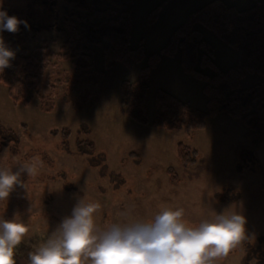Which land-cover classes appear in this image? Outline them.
<instances>
[{
	"label": "rangeland",
	"instance_id": "rangeland-1",
	"mask_svg": "<svg viewBox=\"0 0 264 264\" xmlns=\"http://www.w3.org/2000/svg\"><path fill=\"white\" fill-rule=\"evenodd\" d=\"M86 1L101 11L108 7L105 0ZM209 1L133 0L130 45L136 48L142 41L144 57L132 66L117 62L104 69L102 47L107 43L104 40L102 45L89 48L91 62L84 58L71 61L49 57L40 72L39 86H31L28 91L31 96L28 103L14 104L7 88L0 84V122L12 129L20 142L15 150L2 149L0 169L10 167L16 171L17 162L33 157L43 161L38 175H21L26 189L17 186L7 201H0V220L15 219L29 228L27 237L16 249V264H29L28 254L46 242L83 197L101 204L94 219L102 229L116 222H150L166 207L183 208L182 219L189 227L215 214L235 211L246 219V238L217 264H254V258L243 261V243L255 246L256 240L264 241V140L249 142L243 124L225 113L208 118L205 128L190 133L152 126L157 89L171 93L191 108L207 110L202 92L204 81L181 70L179 50L172 57L161 56L148 73L151 83L145 97L148 124L140 125L128 118L119 95L120 81H134L147 65L148 56L160 50L171 31L188 13ZM222 1L237 9L260 2ZM56 3L57 25L63 27L71 5L63 0ZM157 5H160L158 17L147 25V15ZM0 10L21 21L18 31L3 39L10 51L27 49L28 55L39 57L43 50L53 54L60 51L68 33L33 29V25L40 23L38 19L48 13L39 0H0ZM194 26L213 51V61L219 70L237 62L235 49L202 25ZM197 68L208 76L214 72L210 68ZM99 71L103 74L98 78ZM64 74L70 77L69 82L56 81L59 77L64 80ZM260 80L259 75L247 74L240 87L247 88ZM64 86L69 88V101L62 100ZM86 90L90 91L86 105L77 110L75 103ZM62 127L71 132L66 143L52 134ZM87 139L93 143L91 153L81 152L84 146H78L79 141ZM178 141L197 149L200 158L195 166L183 168L179 164ZM243 147L247 149L244 160L237 155ZM82 149L86 151V147ZM168 167L174 169L176 180L169 178ZM126 210H131L130 215L122 217L120 213Z\"/></svg>",
	"mask_w": 264,
	"mask_h": 264
},
{
	"label": "trees",
	"instance_id": "trees-1",
	"mask_svg": "<svg viewBox=\"0 0 264 264\" xmlns=\"http://www.w3.org/2000/svg\"><path fill=\"white\" fill-rule=\"evenodd\" d=\"M39 1L44 4L48 13L46 17L38 19L41 24L33 25L34 31L68 34L57 54L43 50L39 57L28 55L27 49L13 52L14 56L10 59L9 66L0 71V84L7 88L14 104L29 102L31 96L28 91L31 86H39L40 72L49 57L71 61L75 58H84L91 62L92 52L89 48L100 46L107 40L102 47L104 69L117 62L129 67L143 59L142 41L136 48L130 45L133 0H105L108 7L104 11L91 7L86 0H63L71 5L68 15L63 19V27L57 25L56 0ZM83 10L86 14L82 12ZM159 11L160 5H157L148 13L147 25H152L156 21ZM49 17L51 22H48ZM195 24L202 25L226 45L235 49L237 62L226 70H219L213 61V51L203 41L202 34L195 28ZM11 34L13 33L4 30L0 32V37L4 39ZM178 50L181 70L195 79L204 81L202 92L206 96L207 110L191 108L171 93L157 89L154 93L157 109L151 121L152 126L166 131L183 130L190 133L205 128L208 118L225 113L243 124L249 142L256 144L264 140V0L244 9L227 5L222 0H210L188 13L186 19L171 31L160 50L148 56V63L140 69L138 77L134 81H120L119 95L125 104L124 113L128 118L140 125L148 124L145 107L146 92L151 84L148 73L161 56L172 57ZM201 50L203 52L200 53ZM197 67L210 68L214 72L208 76ZM101 73L103 74V71H99L98 78ZM247 74L259 75L261 80L247 88H241L240 82ZM56 81L69 82L70 77L65 75L64 80L59 77ZM62 89V100L69 101V88L64 86ZM35 92L37 93L36 89ZM88 94L90 91L86 90L80 101L75 103L77 110L85 107ZM52 134L59 135L63 143H66L71 132L68 128L62 127L54 129ZM19 143L16 133L0 122V153L5 147L15 150ZM78 146L86 147V151L81 147L83 153L93 151L91 140L79 141ZM237 155L244 160L247 149L245 147L239 149ZM176 157L179 164L187 168L195 166L200 155L196 148L178 141ZM166 172L171 180H176V173L172 167H168ZM256 241L255 246L248 242L243 243L245 255L243 261L254 258V264H264L262 256L264 241L262 238Z\"/></svg>",
	"mask_w": 264,
	"mask_h": 264
},
{
	"label": "clouds",
	"instance_id": "clouds-1",
	"mask_svg": "<svg viewBox=\"0 0 264 264\" xmlns=\"http://www.w3.org/2000/svg\"><path fill=\"white\" fill-rule=\"evenodd\" d=\"M20 23L0 10V32L15 33ZM13 56L0 37V71ZM17 166L16 171L0 169V201H7L17 186L26 189L21 175H38L43 161L33 157ZM100 209L99 202L78 199L71 215L28 254L29 264H217L246 238V219L232 210L189 227L182 219L183 208L166 207L150 222H116L102 229L94 219ZM130 211L120 215L127 217ZM28 232L23 222L0 220V264H16V249Z\"/></svg>",
	"mask_w": 264,
	"mask_h": 264
}]
</instances>
